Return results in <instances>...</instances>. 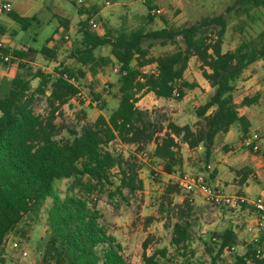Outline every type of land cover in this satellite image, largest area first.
Here are the masks:
<instances>
[{
	"label": "trees",
	"instance_id": "16d2710c",
	"mask_svg": "<svg viewBox=\"0 0 264 264\" xmlns=\"http://www.w3.org/2000/svg\"><path fill=\"white\" fill-rule=\"evenodd\" d=\"M74 4H77L75 0ZM83 5L81 14L89 15L82 21L80 37L75 40L69 57L87 67L88 72L96 73L114 61L126 72L119 79V104L109 118L100 114L95 122L83 126L80 131L71 130L69 137L57 139L59 128L55 113L80 90L79 84L69 79L75 78L79 83L87 72L80 69L75 73L64 68L54 74L34 69L32 58L35 54L50 61L58 59V40L54 46L49 39L41 49L0 47V65H18L14 76L0 79V264H7L4 246L8 235L17 231L25 237L27 229H18L20 223L27 217L38 219L43 211L48 232L46 261L54 264H129L122 245L101 222L99 211L75 191L87 189L91 192L114 185L115 168L121 172L119 191L128 188L135 193L143 189L136 165L115 155L107 145L117 138L127 144L154 140L156 131L151 115L137 106L140 94L153 92L158 98L170 99L178 90V97L183 98L186 89L197 86L184 80L192 57L200 62L202 75L213 92L196 108L200 119L196 127L170 122L164 135L156 141L152 154L164 163V171L173 174L183 164L177 151V139L190 148L204 147L208 161L213 156L219 134L229 132L234 124L239 125L242 135L252 127L250 119L239 110L257 103L259 95H239L237 84L246 69L264 59V29L251 37L244 33L241 43L233 50L224 51V43L232 18L244 20L245 17L252 21L260 18L257 12H264V0H234L224 12L203 17L190 25L149 31L121 29L112 33L90 30L91 12L84 10ZM147 5L149 10L155 8L148 1ZM7 14L23 30L37 20L15 8ZM55 16L68 30L72 14L57 7ZM148 17L152 20L154 15L149 13ZM6 30L0 23V34H5ZM243 30L244 24L241 25ZM157 43L176 46V50L152 57L150 49ZM104 46L110 47V55L98 54L97 50ZM3 54H11L12 59L4 61ZM151 64L156 65V70L143 72L142 69ZM34 80H38L35 88ZM48 92L52 110L48 117H43L35 113L33 104L37 95L45 96ZM93 96L94 101H99L101 95L93 93ZM63 180L69 182L64 195L59 187ZM181 189L179 183L169 184L164 193L169 205L161 204L162 211L177 214L180 219L173 226L171 239L179 251L188 248L186 242L191 233L185 217L193 208L189 199L183 205L172 206V196ZM213 239L206 246L211 258L209 264H223V255L236 252L240 244L238 232L232 227L213 233ZM148 244V241L143 244L144 264H172L166 248L148 254ZM259 244L250 245L245 253H236L233 264H248V259L254 264H264V257H256ZM181 255L186 258L179 264L188 263L187 252Z\"/></svg>",
	"mask_w": 264,
	"mask_h": 264
},
{
	"label": "rangeland",
	"instance_id": "374dc122",
	"mask_svg": "<svg viewBox=\"0 0 264 264\" xmlns=\"http://www.w3.org/2000/svg\"><path fill=\"white\" fill-rule=\"evenodd\" d=\"M147 1L153 4L155 8L162 9V13L154 14L152 20L148 17L151 10H149ZM233 1L85 0L83 9L90 11L91 18H95L99 22L101 33L107 31L112 33L121 29L131 31L143 28L149 31L161 29L165 26L190 25L203 17L224 12L226 7ZM7 2L13 6L12 9L22 10L29 17L35 16L37 20L27 30H23L21 25L13 21L7 13H0V23L7 29L6 33L1 36L6 47L12 49L30 46L41 49L49 39H52L50 41L51 45H54L55 41L58 40V59L50 61L39 53L35 54L32 58L34 69L40 68L54 74L64 68H69L75 73L80 69L87 72L85 77L80 78L78 84L90 101L85 103L83 99L70 100L56 111L55 123L59 128L57 139L69 137L71 130L80 131L83 126L95 122L100 114L109 118L119 104L121 73L115 71V67H119V64L114 61V63L93 73L88 72L87 67L69 57L75 40L80 37V29L83 26L82 21L88 17L89 13L81 14L82 6L74 4V0H0V5ZM57 7L72 14L68 30L62 26L59 18L55 16ZM257 15L260 18L253 21L245 17L244 20L243 18L240 20L232 18L225 37L224 51L233 50L238 46L244 33L247 37H251L264 29V12L258 11ZM242 24H244L243 31H241ZM67 34L69 35L68 39L65 37ZM179 39L182 40V38ZM146 46H148V43ZM175 50L176 46H163L157 43L151 47L150 56L158 57ZM97 52L101 55H110V47H101ZM252 66L245 72L240 82L256 75V80L263 87L260 91L251 90L252 94L260 92L262 95L261 101L250 107V110H247V114L251 113L256 116L257 110H264V62L261 65L255 63ZM17 67V64L0 65V79L4 76H14ZM142 70L143 72H154L156 65H148ZM184 80L196 83L197 86L193 89H186L183 98L174 96L170 99L159 100L153 92H142L140 94L141 102L138 101L137 106L140 109L149 111L155 124L153 128L156 131L154 140L145 144H127L117 138L107 145V148L115 155H120L125 161L136 165L138 178L143 181V189L137 190L135 193L130 192L128 188H122L119 191L121 172L118 168H115L113 170L114 185L98 188L91 192L87 189H76L75 192L96 207L101 215V222L122 245V252L129 264H144L143 244L145 241L149 242L148 254H152L157 249L166 248L168 257L173 259L172 264L184 262L186 257L181 255L184 251L190 257L189 262L186 264H209L211 258L206 248L207 243L214 241L213 233L222 232L228 227H232L238 232L240 244L236 252L223 255V264H233L236 260V253H245L247 248L255 243H260L257 247L262 249L264 255V239L261 234L256 236V234L264 231H259L256 225H250L248 220H250L251 209L248 207L232 208L225 205L213 206L207 203L200 194L187 193L183 189L180 193L172 196V206L183 205L186 199L190 200L193 208L190 212H187L185 219L190 223L191 237L186 242L188 248L185 250L179 251L171 243L173 226L180 219L177 214L161 210L163 202L165 206L169 205V202L164 200L166 187L169 184L178 183L179 178L185 173H206L212 170L208 166L209 164L212 165L216 159L212 156L207 161L204 147L190 148L188 144L177 139V151L183 159V164L176 168V172L168 174L164 171V163L152 154L156 147V141L164 135L170 122L179 125L189 124L196 127L200 121L196 114V108L203 105L213 92V89L208 91L205 88L209 84L202 75L200 62L196 57L191 58ZM32 85L34 88L37 87L38 80L32 81ZM93 93L101 95L99 101H94ZM48 95L49 92L45 96L37 95L35 97L33 108L37 115L43 117L50 115L52 107L48 104ZM263 124L261 121L255 120L253 127L262 128ZM160 127H163L162 131ZM240 133L239 125L234 124L231 142L235 147L243 149ZM260 133L264 139V133L262 131ZM225 139L226 133H221L216 138V144L219 147L218 153L222 155L229 154L234 150L229 145V150H224L221 147ZM240 152L241 150H236V154ZM145 153H147V156H145ZM215 164L218 165L219 169H225L226 176L233 175L226 164L219 165L216 162ZM210 184L215 186L217 182ZM68 185L67 180L59 183L63 195L67 192ZM221 188L225 192H232V190L226 189L224 185ZM49 203L50 200L46 204ZM33 219L34 217L25 218L18 227L20 230L27 229L25 237H22L21 233H17V231L8 235L4 246L7 264H54L52 261L45 260L48 239L45 211L41 212L38 219ZM10 241L20 242L24 250L29 252L28 257L21 258L17 251L11 249Z\"/></svg>",
	"mask_w": 264,
	"mask_h": 264
},
{
	"label": "crops",
	"instance_id": "0c3cea01",
	"mask_svg": "<svg viewBox=\"0 0 264 264\" xmlns=\"http://www.w3.org/2000/svg\"><path fill=\"white\" fill-rule=\"evenodd\" d=\"M1 36L2 34H0V41L3 40ZM263 62H264V59H261L257 61L256 63L261 65ZM248 69H246L245 72ZM205 88L208 91L212 90L210 85L206 86ZM261 89H263V87L260 85V83H258V80H256V75H252V77L237 84V94L250 95V96L254 94L259 95V101L253 105L258 104L261 101L262 95L260 92L252 94L251 90L260 91ZM159 100H165V99L159 98ZM140 102H141V99H139V103ZM253 105L244 106L240 108L239 110L240 114H244L250 119L252 123L251 130H258L259 132L262 131L264 133V129H263L264 124L262 125V128L253 127V122L255 120H258L264 123V110L263 109L257 110L256 116L252 115L251 113L247 114V110H250L249 108L252 107ZM233 129H234V125H232L230 131L226 133L225 142L222 144L221 147H223L224 150H229V147H228L229 145L230 148H234V150L230 152L229 154L222 155L221 153H218L219 147H217V144L215 142L214 153L212 157V158H216L215 162L218 163L219 165L226 164L227 166H229V169L233 172V175L226 176V173L224 171L225 169L224 168L219 169L218 165H216L214 162L212 165L209 164L210 169L212 168V170L206 172L207 180H209L208 181L209 183L217 182V184H215V187L221 188L222 185H224L226 189L232 190V192L230 193L239 192V193H243L247 195L250 198H255L257 196H264V171L261 169V159L259 156L251 154L245 149L237 148L232 144L231 139H233V137L231 135L233 133ZM241 137H242V132L240 133V140H241ZM262 148L264 150V139L262 140ZM236 150H241V152L239 154H236ZM249 209H251L252 212H251L250 220L248 221L250 222V225H256L257 213L254 211L253 208H249ZM262 233H258L256 234V236H259V234H261V237H263L264 239V232Z\"/></svg>",
	"mask_w": 264,
	"mask_h": 264
},
{
	"label": "built area",
	"instance_id": "2783aa9c",
	"mask_svg": "<svg viewBox=\"0 0 264 264\" xmlns=\"http://www.w3.org/2000/svg\"><path fill=\"white\" fill-rule=\"evenodd\" d=\"M77 4L82 5L85 4V0H75ZM109 4V2H107ZM12 5L10 3H2L0 5V13H9L12 11ZM151 13L160 14L162 13V9L153 8L151 9ZM89 29L92 31L100 32V24L95 18H91L89 20ZM101 33V32H100ZM67 39L69 35L65 36ZM4 46V43L0 41V47ZM1 54V50H0ZM4 61L8 62L12 59L11 54H3ZM115 71L118 73L126 74V72H122L120 67H115ZM67 79H69L68 75H64ZM72 83L78 85V82L75 78L69 79ZM174 96L178 97V90L174 91ZM173 96V97H174ZM75 99H83L85 103H89L88 97H86L83 91L79 90V92L72 98ZM262 134L258 130H249L247 133L242 135L241 138V146L243 149L248 151L251 154L257 155L261 159V169L264 171V151L262 150ZM201 147V146H200ZM147 156V153H145ZM210 168V166H208ZM181 188L187 193H196L200 194L204 200L213 206L225 205L232 208H241L248 207L253 208L257 213V223L256 226L259 231H264V196H257L255 198H250L243 193H227L219 187L212 186L207 180V174L205 172H197V173H185L183 174L178 181ZM7 241V238L5 242ZM10 247L12 250L17 251L21 258H26L29 255L27 250H24L20 242L18 241H10ZM232 250H235L233 248ZM257 258L264 257L263 251L261 248L257 249L256 253ZM248 264H254L251 259H248Z\"/></svg>",
	"mask_w": 264,
	"mask_h": 264
}]
</instances>
